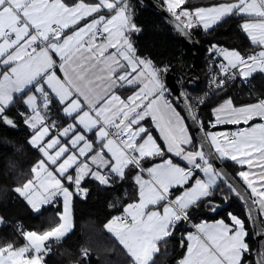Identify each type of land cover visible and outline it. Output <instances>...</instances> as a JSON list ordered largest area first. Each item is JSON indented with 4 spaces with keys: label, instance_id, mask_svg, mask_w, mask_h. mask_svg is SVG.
<instances>
[{
    "label": "snow or ice",
    "instance_id": "obj_1",
    "mask_svg": "<svg viewBox=\"0 0 264 264\" xmlns=\"http://www.w3.org/2000/svg\"><path fill=\"white\" fill-rule=\"evenodd\" d=\"M187 2L163 0L181 30L208 31L237 17L260 49L244 56L214 45L227 61L220 65L225 77L264 74V0H227L195 9L185 8ZM140 31L129 0H0V123L16 127L8 113L23 101L19 115L43 157L31 169L33 177L15 191L37 211L63 198L56 226L40 233L20 229L23 243H0V264H45L48 242L72 228L68 186L86 197L88 189L81 187L86 180L110 188L130 177L137 186L136 199L106 225L133 264H154L159 242L179 223H190L194 210L211 204L220 174L211 153L193 142L165 99L161 77L167 69L137 55L132 36ZM223 84L220 80L217 87ZM53 99L72 121L60 129L48 122ZM214 115L211 127L243 126L231 133L208 132L206 140L220 158L247 166L238 175L264 215V100L236 107L228 99ZM229 218L230 224H193L178 264H245L250 251L245 223L231 213Z\"/></svg>",
    "mask_w": 264,
    "mask_h": 264
},
{
    "label": "trees",
    "instance_id": "obj_2",
    "mask_svg": "<svg viewBox=\"0 0 264 264\" xmlns=\"http://www.w3.org/2000/svg\"><path fill=\"white\" fill-rule=\"evenodd\" d=\"M157 1L164 6L162 0ZM224 2L227 0H188L184 6L193 9ZM129 3L134 10L135 21L141 29L138 34L132 36L137 55L151 59L156 66L169 70L180 65L183 60L180 73L187 79L194 76L197 81H201L192 87L194 90L201 91L205 86L208 74L206 54L209 45L238 49L243 55L252 54L257 48L241 30V19L228 17L209 31H203L199 27L189 29L202 47L194 65L193 55L185 53L175 31L160 14L146 7L140 0H129ZM248 80L253 92L234 82L226 89L212 95L198 113L194 111L204 129L213 121L212 109L219 101H214L216 97L231 96L237 105L264 100V74L259 73ZM169 96L176 102L170 93ZM179 109L182 112L180 107ZM24 110L23 101H18L15 108L8 113L16 127L0 123V217L4 220L0 225V243L13 239L17 243H23L19 236V227L24 231L43 232L56 226L60 222L58 213L63 212L61 202L57 206L47 204L40 207L39 211H35L27 200L15 191V188L22 187L33 177L31 169L43 158L39 150L30 143L32 130L19 115ZM55 112L61 115L59 107ZM194 139V143L199 146L196 137ZM222 163L235 177L241 170V167L233 161L226 160ZM85 186L88 189L86 197L72 196V229L59 241H50L55 246L51 253L46 255L45 264H132L131 257L116 236L107 231L106 225L113 217L123 215V208L136 199L137 186L134 181L126 177L122 181L117 180L109 188L99 185L96 181L86 180L81 187ZM69 188L72 192L75 189L71 185ZM210 199L211 204H205L191 213V222L195 224L202 219L205 222L219 219L230 221L229 213L238 216L244 221L248 232L247 241L250 251L245 254V261L249 260L254 264L256 241L249 215L241 198L229 185L221 181ZM261 222L264 229L262 217ZM186 231H190L188 225L185 222L179 223L172 235L160 243V251L153 259L154 264H176L181 257V248H183L181 241L185 243ZM85 251L87 256L83 254Z\"/></svg>",
    "mask_w": 264,
    "mask_h": 264
},
{
    "label": "water",
    "instance_id": "obj_3",
    "mask_svg": "<svg viewBox=\"0 0 264 264\" xmlns=\"http://www.w3.org/2000/svg\"><path fill=\"white\" fill-rule=\"evenodd\" d=\"M146 7H149L155 10L158 14H160L164 20H166L172 29L175 31L177 38L181 41L182 47L186 54L193 55L194 57V65L197 63L198 56L201 52V44L195 38L194 34L190 30H181L178 27V22L175 18L166 10V7L160 4L157 0H140ZM183 60L180 65L172 67L171 71L180 72V68L183 66ZM166 86L169 90L170 94L175 98L179 107L183 111L196 139L199 144L203 143L205 152L211 153L210 162L213 163L214 168L220 174L219 177L222 181H224L227 185H231L232 189H235L234 193L238 195L243 201L247 213L249 215V219L251 222V226L254 232V239L256 241V253H255V264H259L260 261L264 260V229L261 222V216L258 211V206L251 203L253 199L248 192V190L239 182V180L231 174L227 168L223 165L222 161L215 153L212 146L206 140V131L199 123L197 117L193 119V110L191 105L184 95L183 91L177 84L175 75L171 72L167 75L166 78ZM187 83L191 86H196L198 81L194 76H190L187 79ZM251 213V218H250Z\"/></svg>",
    "mask_w": 264,
    "mask_h": 264
},
{
    "label": "crops",
    "instance_id": "obj_4",
    "mask_svg": "<svg viewBox=\"0 0 264 264\" xmlns=\"http://www.w3.org/2000/svg\"><path fill=\"white\" fill-rule=\"evenodd\" d=\"M163 1V0H162ZM225 3V2H224ZM185 7V6H184ZM201 7H206V6H201ZM186 8V7H185ZM196 8H198V7H196ZM193 9H195V8H193ZM223 21V20H222ZM217 26V25H216ZM215 27V26H214ZM199 28H201L203 31H205L202 27H199ZM209 30H211V29H209ZM208 30V31H209ZM246 35V34H245ZM249 39V38H248ZM222 48V47H221ZM223 49H225V48H223ZM227 49H229V50H237V51H239L240 53H241V51L240 50H238V49H232V48H227ZM260 49L257 47L256 49H255V52H258ZM242 54V53H241ZM243 55V54H242ZM59 74V73H58ZM257 74H259V73H255V74H253V76L252 77H250V78H254ZM162 78V81H163V83H164V85H165V88L167 89V86H166V84H165V81H164V79H163V76L161 77ZM249 78V79H250ZM121 92H122V94H128L125 90H121ZM165 99L171 104V106L173 107V108H175V110L180 114V116L183 118V121H184V124L186 125V127H187V129H188V133H189V135L192 137V139H193V142H195V139H194V137H195V135L193 134V131H192V129H191V127H190V125H189V123H188V121H187V119H186V117H185V115H184V113H183V111L181 112L180 111V109H179V106H178V104L175 102V101H173V99H171V97L169 96V90L167 89V91H166V93H165ZM228 99H231V101H232V103H233V105L234 106H236V107H241V106H245V105H249V104H255V103H257L258 101H260V100H254V101H252V102H249V103H245V104H240V105H237L236 103H235V101H234V99L231 97V96H227V97H216V99H214V101H217V100H219V101H217L215 104H214V107H213V109H212V115H213V121L212 122H214V120H215V115H214V109L215 108H217V107H219L220 105H222L226 100H228ZM57 107H59L60 108V112H61V115L60 114H58L57 112H55V110H56V108ZM48 115L51 117V118H53V119H57L58 120V123L61 125V127H64V126H67L69 123H71L72 121H71V119L70 118H68V117H66L65 115H64V113L62 112V105H60L55 99H53V103H52V105L50 106V110H49V113H48ZM51 122H53L52 120L50 121V123ZM203 127V126H202ZM233 127H238V126H236V125H227V124H225V125H217L216 127H211V122L208 124V126H207V128L205 129V131H206V133H208V132H213V133H216V132H222V131H227L228 129H230V128H233ZM57 129V128H56ZM153 135L154 136H157L158 135V132L155 130V129H153ZM218 155V154H217ZM219 157V156H218ZM220 158V157H219ZM177 160H179V158H176ZM220 160L221 161H226V160H228V159H224V158H220ZM231 161V160H230ZM234 162V161H233ZM181 163H184V162H182L181 161ZM235 163V162H234ZM238 165V164H237ZM240 167H241V170L240 171H245V170H248L247 169V166L245 165V166H241V165H239ZM239 171V172H240ZM238 172V173H239ZM238 173H237V175H236V178L239 180V182L248 190V192L251 194V190L250 189H248L247 188V185L245 184V182L243 181V179L238 175ZM197 175L201 178V179H203L204 178V176H203V173H197ZM221 178L220 177H218V179H217V185H216V188L221 184ZM215 188V189H216ZM214 194V193H213ZM62 198V197H61ZM62 201H63V198H62ZM61 205H62V207H63V203H61ZM258 206V205H257ZM73 198H72V200H71V219H72V226H73ZM235 216V215H234ZM260 216L264 219V215H261L260 214ZM236 217H238V216H236ZM239 218V217H238ZM241 219V218H240ZM219 220H224V219H219ZM219 220H215V221H207V223H209V224H211V223H215V222H217V221H219ZM242 220V219H241ZM225 221V220H224ZM226 223H231V220L230 221H225ZM72 229V228H71ZM245 229H246V227H245ZM195 231V229H193V230H191V231H189V232H187V233H185V235H184V239H185V243H184V246H183V248H181V257L179 258L180 260L181 259H183V257L185 256V253H186V245H187V240H186V236H187V234H189V233H192V232H194ZM247 231V230H246ZM248 233V232H247ZM112 234V233H111ZM113 235V234H112ZM248 236V235H247ZM247 236L245 237V242L246 243H248V241H247ZM170 237V236H169ZM169 237H167V238H169ZM167 238H165V239H167ZM163 240H161L160 242H159V244H158V247H159V245H160V243L162 242ZM50 242V241H49ZM249 245V244H248ZM125 251H126V249H125ZM127 252V251H126ZM157 253H155L154 254V256L156 255ZM246 254V253H245ZM132 259V258H131ZM154 259V258H153ZM249 261V260H248ZM132 264H133V261H132ZM251 264H253L252 262H251ZM255 264V263H254Z\"/></svg>",
    "mask_w": 264,
    "mask_h": 264
},
{
    "label": "built area",
    "instance_id": "obj_5",
    "mask_svg": "<svg viewBox=\"0 0 264 264\" xmlns=\"http://www.w3.org/2000/svg\"><path fill=\"white\" fill-rule=\"evenodd\" d=\"M218 48H221V47H218ZM245 56H249V55H245ZM206 58L208 59V69L210 71H212V72L217 73V75L215 77H211L210 76L209 81H208V88L203 93H196V92H192V91L188 92L190 94L191 98H192V101L194 102L196 110H199L202 107V105L208 100V98L210 96H212L214 93L218 92V90H220V89L224 88L225 86H227V84L229 82H232V81L238 83V85H240L241 87L246 88L249 91L253 92L249 80H244V79L240 78L239 76H237L235 79H231L229 77H225L222 74L220 65L221 64L227 65V61H225L223 59V57L218 53V51L213 49V45H209L208 46V52L206 54ZM166 72H164L163 74H166ZM176 76H177V78L179 80L185 78V76L182 73H180V72H177ZM220 80H224V84H223L222 87H217V83ZM238 127H243V126L241 125V126H238ZM238 127L230 128V129L227 130V132L231 133L233 131H236ZM75 195H77V192L74 189L73 196H75ZM49 204L57 206L58 204H60V200L59 199H54V201L52 203H49ZM203 222H205L204 219L200 220L199 222H196L195 224H199V223H203ZM185 223L188 225L190 231L194 229L192 227L193 224L191 222L190 223L189 222H185ZM177 228H178V225L176 226L175 230ZM20 229H23V228L19 227L18 231ZM187 232H189V231H186V233ZM49 245H50L51 251H52V249H53V247L55 245L54 244H49ZM51 251L49 253H51ZM178 262L179 261H176V264H178ZM245 264H251V262L250 261H245Z\"/></svg>",
    "mask_w": 264,
    "mask_h": 264
},
{
    "label": "bare ground",
    "instance_id": "obj_6",
    "mask_svg": "<svg viewBox=\"0 0 264 264\" xmlns=\"http://www.w3.org/2000/svg\"><path fill=\"white\" fill-rule=\"evenodd\" d=\"M172 69V68H171ZM171 69L169 70V69H167V72H166V74H162V76H163V79H164V81L166 82V78H167V75L171 72L172 73V71H171ZM174 75H175V78H176V81H177V84H178V86L180 87V89L183 91V93H184V95L187 97V99H188V101L190 100L191 101V103H190V101H189V103H190V105H191V108H192V106H193V108H192V110H193V113H194V111L195 112H199L200 111V109L199 110H196V108H195V105H194V102L192 101V98H191V96H190V94L188 93V92H190V91H192V92H196V93H203L204 91H206L207 90V88H208V81H209V78H210V76L211 77H215L216 75H217V73H215V72H212V71H210L209 69H208V74H207V78H206V81H205V86H204V88L201 90V91H197V90H194L192 87H195V86H191V85H189L188 83H187V78H183V79H178L177 78V72L176 73H174ZM196 79V78H195ZM197 80V79H196ZM199 82H201L200 80H198ZM232 83H234V81H232V82H229L228 84H227V86H225L224 88H222V89H220V90H218V91H221V90H223V89H226L230 84H232ZM166 84V83H165ZM170 93V92H169ZM215 94V93H214ZM213 94V95H214ZM211 97V96H210ZM209 97V98H210ZM208 98V99H209ZM208 101V100H207ZM206 101V102H207ZM177 102V101H176ZM205 102V103H206ZM203 106V105H202ZM195 114V113H194ZM195 116H196V114H195ZM202 126V125H201ZM251 195V194H250ZM48 205H50V204H48ZM192 224H194L193 222H191ZM255 253H256V251H255Z\"/></svg>",
    "mask_w": 264,
    "mask_h": 264
},
{
    "label": "rangeland",
    "instance_id": "obj_7",
    "mask_svg": "<svg viewBox=\"0 0 264 264\" xmlns=\"http://www.w3.org/2000/svg\"><path fill=\"white\" fill-rule=\"evenodd\" d=\"M253 54V53H252ZM248 55H250V54H248ZM245 56V55H244ZM174 73H176V72H174V71H172V74L174 75ZM53 121V122H55V125H56V128L57 129H60V128H62L61 127V125L58 123V120L56 119H53V118H51L49 115H48V122L50 123V121ZM69 187V186H68ZM69 190H70V188H69ZM77 195H79V194H77ZM55 199H59L60 200V202L61 203H63V201H62V198L61 197H56ZM47 204H43V205H41L40 207H42V206H46ZM35 211H37V210H35ZM63 213V212H62ZM4 222V220L0 217V225L2 224ZM106 229H107V227H106ZM107 231H108V229H107ZM70 232V231H69ZM68 232V233H69ZM109 232V231H108ZM67 233V234H68ZM110 233H112V232H110ZM113 235H114V233H112ZM66 236V235H65ZM115 236V235H114ZM63 238V237H62ZM48 244H53V243H50V242H48ZM177 261H180V259H178Z\"/></svg>",
    "mask_w": 264,
    "mask_h": 264
}]
</instances>
